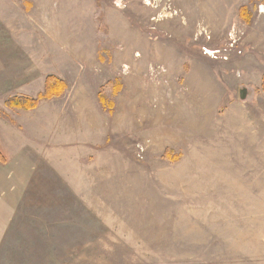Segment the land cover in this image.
Here are the masks:
<instances>
[{
	"label": "rangeland",
	"instance_id": "1",
	"mask_svg": "<svg viewBox=\"0 0 264 264\" xmlns=\"http://www.w3.org/2000/svg\"><path fill=\"white\" fill-rule=\"evenodd\" d=\"M263 76L264 0H0V264H264Z\"/></svg>",
	"mask_w": 264,
	"mask_h": 264
},
{
	"label": "crops",
	"instance_id": "2",
	"mask_svg": "<svg viewBox=\"0 0 264 264\" xmlns=\"http://www.w3.org/2000/svg\"><path fill=\"white\" fill-rule=\"evenodd\" d=\"M8 112L11 109L7 108ZM0 150L6 162L0 163V234L10 231L14 216L25 207L26 202L40 200L42 185H45L41 177L32 176L33 170L27 173L24 153L16 150L9 151L0 137Z\"/></svg>",
	"mask_w": 264,
	"mask_h": 264
},
{
	"label": "trees",
	"instance_id": "3",
	"mask_svg": "<svg viewBox=\"0 0 264 264\" xmlns=\"http://www.w3.org/2000/svg\"><path fill=\"white\" fill-rule=\"evenodd\" d=\"M242 12H244V9L242 10ZM242 14V13H241ZM244 15V14H242ZM245 18L247 19L248 17L245 16ZM264 79V76H263ZM51 84L50 86H48L45 90L44 93H38L36 94V97L34 100L25 98V97H21L18 99H14L15 102H13V104L11 103V101H9L7 104L10 105H15L16 108H22V109H32L34 108V106L37 105V103L40 100H48L51 99L53 97H57L60 95V93L63 92V90L65 89V84L60 81L57 78H53V77H49V81ZM3 153L0 150V163L4 164L6 162L5 157H3Z\"/></svg>",
	"mask_w": 264,
	"mask_h": 264
}]
</instances>
